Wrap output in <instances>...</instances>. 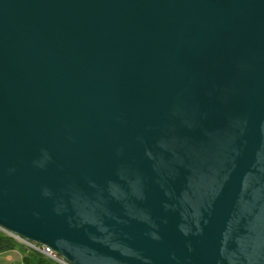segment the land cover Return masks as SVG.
Instances as JSON below:
<instances>
[{
  "label": "water",
  "instance_id": "1",
  "mask_svg": "<svg viewBox=\"0 0 264 264\" xmlns=\"http://www.w3.org/2000/svg\"><path fill=\"white\" fill-rule=\"evenodd\" d=\"M0 228L264 264V0H0Z\"/></svg>",
  "mask_w": 264,
  "mask_h": 264
},
{
  "label": "trees",
  "instance_id": "2",
  "mask_svg": "<svg viewBox=\"0 0 264 264\" xmlns=\"http://www.w3.org/2000/svg\"><path fill=\"white\" fill-rule=\"evenodd\" d=\"M19 241L2 231L0 233V253L19 246ZM25 264H60L36 250H27L23 258Z\"/></svg>",
  "mask_w": 264,
  "mask_h": 264
},
{
  "label": "rangeland",
  "instance_id": "3",
  "mask_svg": "<svg viewBox=\"0 0 264 264\" xmlns=\"http://www.w3.org/2000/svg\"><path fill=\"white\" fill-rule=\"evenodd\" d=\"M0 233H2V229L0 228ZM17 240L20 242L19 246L14 249L4 251L0 253V264H25L23 261L24 256L26 255L27 250H34L29 243L24 242L20 238ZM59 257L62 260V264H71L64 257ZM61 264V263H60Z\"/></svg>",
  "mask_w": 264,
  "mask_h": 264
},
{
  "label": "built area",
  "instance_id": "4",
  "mask_svg": "<svg viewBox=\"0 0 264 264\" xmlns=\"http://www.w3.org/2000/svg\"><path fill=\"white\" fill-rule=\"evenodd\" d=\"M1 229H2V228H1ZM2 231L5 232V233L8 234V235H11L12 237H14V238H16V239H17V238H18V239L20 238V239L23 240L24 242L29 243V245H30L34 250L41 252L42 254H44L45 256H47V257H49V258L55 260L56 262L61 263V264L63 263V262H62L63 259H61V258L59 257V254L56 253V252H55L51 247H49L48 245H44V244H40V243H37V242L29 241V240H27V239H25V238H22V237H20V236H18V235H16V234H12V233H10V232L4 230V229H2ZM60 256H61V255H60Z\"/></svg>",
  "mask_w": 264,
  "mask_h": 264
}]
</instances>
